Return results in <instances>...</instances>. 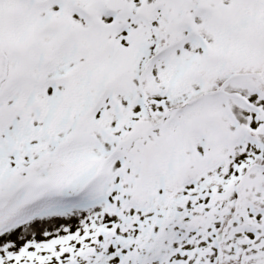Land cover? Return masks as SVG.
Instances as JSON below:
<instances>
[{"label":"snow or ice","instance_id":"obj_1","mask_svg":"<svg viewBox=\"0 0 264 264\" xmlns=\"http://www.w3.org/2000/svg\"><path fill=\"white\" fill-rule=\"evenodd\" d=\"M0 264H264V0H0Z\"/></svg>","mask_w":264,"mask_h":264}]
</instances>
